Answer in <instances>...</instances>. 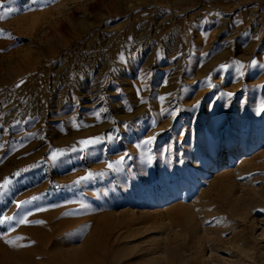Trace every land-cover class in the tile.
I'll list each match as a JSON object with an SVG mask.
<instances>
[{
    "label": "rangeland",
    "instance_id": "rangeland-1",
    "mask_svg": "<svg viewBox=\"0 0 264 264\" xmlns=\"http://www.w3.org/2000/svg\"><path fill=\"white\" fill-rule=\"evenodd\" d=\"M9 8L0 264H264V0Z\"/></svg>",
    "mask_w": 264,
    "mask_h": 264
},
{
    "label": "snow or ice",
    "instance_id": "snow-or-ice-1",
    "mask_svg": "<svg viewBox=\"0 0 264 264\" xmlns=\"http://www.w3.org/2000/svg\"><path fill=\"white\" fill-rule=\"evenodd\" d=\"M12 11H13V9H11V8L7 9L2 15H0V19H3L4 17H6V16H7L10 12H12ZM120 59L123 60V57H120ZM253 64H255V61H253ZM222 67H225V66H222ZM240 67L242 68L243 65H240ZM19 86H20V85H17V87H19ZM161 99H163V98H161ZM129 110H130V109H129ZM260 111H264V107H262V108L260 109ZM173 115H174V113H173ZM111 138H112L111 136L108 137V139H111ZM102 139H103V138L95 137V138H90V139H88V140H82V141H79V143L83 146L80 150L83 151L84 148H87V147L90 146V145L101 143V142H102ZM151 140H152V138H149V140L145 141V143H151ZM75 150H76V149H73V151H75ZM58 155H60V153H58V152H54V153L51 155L50 159L55 160V159L57 158ZM122 161H123V157H121V161H118L117 163H120V162H122ZM108 167L111 168L112 165L109 164ZM87 178H88V177H82L81 179H87ZM8 183H9V182L6 180L3 184H0V193H2V191L7 187ZM19 207H21V204L18 203V204H17V208H19ZM84 207H85V205H84V204H81V208H84ZM5 220H9V221H10V220H11V217H6ZM2 222H3V221H0V223H2ZM20 223H27L26 218L22 219V220L20 221ZM9 243H13V242H9Z\"/></svg>",
    "mask_w": 264,
    "mask_h": 264
},
{
    "label": "bare ground",
    "instance_id": "bare-ground-1",
    "mask_svg": "<svg viewBox=\"0 0 264 264\" xmlns=\"http://www.w3.org/2000/svg\"><path fill=\"white\" fill-rule=\"evenodd\" d=\"M231 159H232V157H231Z\"/></svg>",
    "mask_w": 264,
    "mask_h": 264
}]
</instances>
